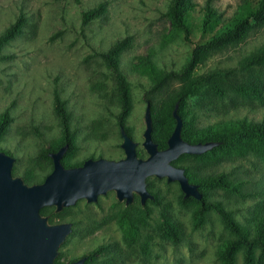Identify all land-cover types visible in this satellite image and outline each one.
<instances>
[{
	"label": "rangeland",
	"instance_id": "obj_1",
	"mask_svg": "<svg viewBox=\"0 0 264 264\" xmlns=\"http://www.w3.org/2000/svg\"><path fill=\"white\" fill-rule=\"evenodd\" d=\"M204 1L192 0L196 5L195 11L188 16L192 43H187L181 33L171 29L165 16L169 0H0V35L20 15L25 20L21 34L0 51V115L8 111L12 118L0 140V151L15 159L16 176L22 178L23 172L31 169L44 178L52 170L51 160L45 162L40 153L54 147L62 138L60 122L54 115L55 92L71 115L77 148L71 156L73 163L81 165L90 158L119 160L124 157L116 119L119 107L114 99L113 74L100 54L127 37L129 46L119 58V69L130 85L132 102L125 127L132 140L138 143L139 157L146 158L141 146L146 102L149 97L156 102L159 96L151 93V81L136 69L138 58L149 56L161 70H179L194 44L209 38L201 32ZM256 1L214 0L213 6L228 23ZM101 3L106 6L105 15L83 25L82 14ZM262 49L264 28L252 32L239 44L212 53L196 69V74L203 75L215 69L236 71L246 58ZM253 69L261 72L264 91V66ZM177 86L173 83L171 87ZM198 100L196 97L188 102L198 128L242 118L254 122L264 119L263 92L261 99L244 98L230 92L225 98L204 100L202 107L197 104ZM158 108V104L151 108L152 117L157 115ZM193 165L186 159L177 167L190 166L193 172ZM195 172L197 177L225 173L241 183L238 189L242 196L235 191L215 188L206 190V197L210 201H220L240 224L253 227V217L264 202L262 161L253 157H235L217 163L207 161L206 167ZM146 183L150 184L152 192L159 193L164 204L170 205L172 217L184 225L186 235L179 244L172 245L156 236L154 229L162 222L160 206L150 204L147 253H142L138 246L127 247L118 222L121 212L128 208L119 204L114 193L109 192L100 196L95 204L80 200L57 215L52 208L49 219H53V224H72L71 234L58 250L56 264L75 261L99 246L110 244H117L125 253L121 264H219L218 247L231 237L219 216L207 213L202 226L193 231V204L180 205L183 195L178 184L153 177ZM132 206L139 207L137 197ZM104 257L105 253L100 252L95 259L100 262ZM236 264H242V253L238 254Z\"/></svg>",
	"mask_w": 264,
	"mask_h": 264
},
{
	"label": "trees",
	"instance_id": "obj_2",
	"mask_svg": "<svg viewBox=\"0 0 264 264\" xmlns=\"http://www.w3.org/2000/svg\"><path fill=\"white\" fill-rule=\"evenodd\" d=\"M213 2L214 0H205L201 8V32L208 34L209 38L202 43L194 44L190 56L179 70L165 71L158 69L149 56L139 57L136 69L151 81V93H157V96H159L158 100L155 99L156 102L149 97L148 102L152 109L155 108L156 104L159 107L157 115L152 117V139L159 145L160 149L166 147V141L174 128L175 121L171 117V112L178 100H180L179 115L183 122L182 138L185 141L189 143L203 141H220L224 143L204 155H183L173 162L175 166L186 159L194 163L193 172L190 166L184 167L185 174L191 183L199 185L202 198L197 201L194 199L183 200L181 197L179 201L181 206L193 204L192 230H198L205 222L206 214L214 212L219 216L223 227L231 236L218 247L216 257L219 264H236L239 253H242V264H264V202L258 206L259 210L253 217V227L244 226L234 218L232 212L227 210L220 201H210L206 197V190L215 188L225 192L235 191L240 194L241 189L238 188L242 187L241 183L233 181L225 173L197 177L195 172L201 171L202 167H206L207 161L217 163L235 157H253L264 163V119L254 122L242 118L198 128L195 113L189 109L188 103L190 99L197 97L199 99L197 104L202 107L204 100L225 98L228 97L230 92H235L244 98H262V92L264 93V91L262 88L263 83L260 80L261 72L253 68L264 66V49L246 58L236 71L232 69H215L203 75H198L196 69L203 65L212 53L239 44L245 41L252 32L264 28V0H257L254 6L245 7L236 18L228 23L220 18ZM195 8L196 5L192 0H169L165 13L171 29L181 33L183 40L187 43H192L188 16L195 11ZM105 13L106 6L101 3L96 8L82 14V24L87 25L95 19L102 18ZM24 21V17L20 15L0 35V51L21 34ZM128 46L129 38L127 37L114 43L106 52L100 54V57L113 74L114 99L119 107L116 119L130 136L129 129L125 127L126 119L132 110L130 85L119 69L120 55ZM173 83H177L178 86L172 88ZM54 115L60 122L62 138L54 147L41 151L40 156L45 162L50 163L47 154L56 151L67 142L69 150L63 157L62 164L65 167L79 166V164L71 161V156L77 149L75 133L71 129V115L65 102L57 92L54 94ZM11 122L12 118L8 111L0 115V140L6 134ZM12 174L13 176L18 174L16 167L13 168ZM44 178L31 169L25 170L22 175V179L28 185L41 183ZM147 185L148 190L152 192L150 184ZM152 195L154 200L147 201L144 207L139 204V207L131 206L124 209L118 222L127 247L135 248L138 246L144 254L147 253L149 245L148 229L152 214L150 204L160 206L159 211L162 222L154 229L158 238L172 245H177L186 235L184 225L172 217L170 205L164 204L159 193L152 192ZM240 195L242 196V194ZM51 212V207L43 208L40 211L44 216H49ZM49 222L53 224V219H49ZM100 252H104L105 257L98 262L95 258ZM84 257H87L84 264H121L126 255L117 244H110L99 246L94 252Z\"/></svg>",
	"mask_w": 264,
	"mask_h": 264
},
{
	"label": "water",
	"instance_id": "obj_3",
	"mask_svg": "<svg viewBox=\"0 0 264 264\" xmlns=\"http://www.w3.org/2000/svg\"><path fill=\"white\" fill-rule=\"evenodd\" d=\"M179 107L180 100L171 112L175 121L172 133L166 147L160 149L152 139L153 120L150 103L146 102L141 144L146 158L138 156V143L119 125L123 158H90L79 166L65 167L62 159L69 150L66 142L47 154L52 170L44 181L28 185L21 177L13 176L15 159L0 151V264H55L59 248L72 232V224H51L49 216L40 213L46 207L53 208V214L57 215L80 200L95 204L100 196L109 192H113L117 202L125 208L134 204L135 197L144 207L147 201L154 200L147 189L146 180L150 177L177 183L183 200L200 201L199 185L191 183L185 169L173 162L183 155H204L224 143L185 141ZM86 260L87 257H82L66 264H84Z\"/></svg>",
	"mask_w": 264,
	"mask_h": 264
},
{
	"label": "flooded vegetation",
	"instance_id": "obj_4",
	"mask_svg": "<svg viewBox=\"0 0 264 264\" xmlns=\"http://www.w3.org/2000/svg\"><path fill=\"white\" fill-rule=\"evenodd\" d=\"M138 202H139V199H138ZM140 204V203H139ZM124 205V204H123ZM132 206V205H131ZM125 208V207H124ZM129 208V207H128Z\"/></svg>",
	"mask_w": 264,
	"mask_h": 264
}]
</instances>
